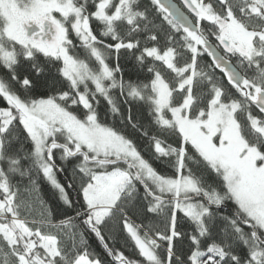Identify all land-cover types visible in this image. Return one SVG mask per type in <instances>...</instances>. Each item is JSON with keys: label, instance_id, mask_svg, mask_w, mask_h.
Listing matches in <instances>:
<instances>
[{"label": "snow or ice", "instance_id": "snow-or-ice-1", "mask_svg": "<svg viewBox=\"0 0 264 264\" xmlns=\"http://www.w3.org/2000/svg\"><path fill=\"white\" fill-rule=\"evenodd\" d=\"M0 264H264V0H0Z\"/></svg>", "mask_w": 264, "mask_h": 264}, {"label": "water", "instance_id": "water-1", "mask_svg": "<svg viewBox=\"0 0 264 264\" xmlns=\"http://www.w3.org/2000/svg\"><path fill=\"white\" fill-rule=\"evenodd\" d=\"M174 2L179 3V0H174Z\"/></svg>", "mask_w": 264, "mask_h": 264}, {"label": "trees", "instance_id": "trees-1", "mask_svg": "<svg viewBox=\"0 0 264 264\" xmlns=\"http://www.w3.org/2000/svg\"><path fill=\"white\" fill-rule=\"evenodd\" d=\"M206 59H208V58L206 57Z\"/></svg>", "mask_w": 264, "mask_h": 264}]
</instances>
